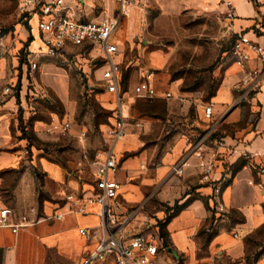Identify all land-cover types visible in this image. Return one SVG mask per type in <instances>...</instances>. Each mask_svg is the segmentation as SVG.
Here are the masks:
<instances>
[{"label": "rangeland", "instance_id": "rangeland-1", "mask_svg": "<svg viewBox=\"0 0 264 264\" xmlns=\"http://www.w3.org/2000/svg\"><path fill=\"white\" fill-rule=\"evenodd\" d=\"M112 1L113 19L120 18L115 39L121 47L120 95L127 116L122 161L139 160L150 170L164 158L173 160L171 165H175L173 149L183 136L193 141L217 122L215 133L219 137L237 136L246 122L250 128L255 127L259 113L254 100L241 104L236 100L233 104L232 110L242 109L250 117L248 121L229 123L220 110H216L213 121L204 117L205 108L214 105L225 71L234 65L229 52L237 34L229 11L224 12L218 6L207 9L190 6L168 11L148 6L143 0H128L137 20L129 34L133 17L123 14L121 4ZM99 4L95 16L107 18L106 8ZM33 26H37L36 19ZM34 35L19 1L0 0V97L3 88L10 87L6 95L16 97L21 118L27 115L19 128L30 150L59 165L66 176L78 178L82 184H93L97 166L111 145L108 130L119 109L116 96L104 87L103 61L101 58L93 60L96 52L86 55L82 49H75L64 58H39V68L32 74L29 62L33 47L43 46L39 33ZM34 39L36 43L32 47ZM149 74H154L159 98L138 99L133 91ZM168 92L173 97L163 98ZM53 116L68 120L67 134L57 129L47 132ZM232 167L223 164L224 172L219 167L213 181L205 179L198 170L191 178L176 176L169 184L170 191L175 193L173 199L160 202L156 194L150 201L146 200L143 212L152 218V224H143L140 218L134 226L142 231H152L151 225L162 228L165 221L183 207L179 203L182 197L191 195L190 200L204 198L212 214L213 222L202 232L208 243L213 230H217L216 220H222L224 215L220 200L215 198V187L223 179L218 175L231 174L237 168ZM150 170H141L144 172H140L134 182L143 185L152 175ZM49 184L54 190L58 187L55 180ZM160 188L155 185L151 191L155 189L157 193ZM43 196L49 202H58L51 195ZM252 239L257 242V246H250L252 252H261L259 245L264 247V233H255Z\"/></svg>", "mask_w": 264, "mask_h": 264}, {"label": "crops", "instance_id": "crops-1", "mask_svg": "<svg viewBox=\"0 0 264 264\" xmlns=\"http://www.w3.org/2000/svg\"><path fill=\"white\" fill-rule=\"evenodd\" d=\"M227 1H231L234 7L235 16L231 21L235 34L249 33L252 38L264 45V0H257L259 4L253 0H143L148 6L168 11L190 6H201L206 9L218 6L224 12L229 11ZM100 2L106 8L109 15L107 18H113L112 0H86L88 18L90 20L106 18L103 15L95 16V9ZM135 15L132 11L130 17L133 19L128 29L129 34L137 23ZM35 43L36 39L32 42V47ZM38 47H33L34 51ZM41 65L45 68L48 66ZM244 73V69L236 65L227 68L222 85L214 98L215 112L220 110L232 124L246 119L248 121L250 118L242 109L232 110L240 95L235 86ZM5 89L2 90L4 99L0 97V208L12 209L16 213L12 217V222L17 223L18 218L32 207L38 208L42 216L52 215L59 205L64 204L66 194L81 191L90 193L92 187L91 184H82L78 178L66 176L59 165L34 153L25 145L26 139L21 137L19 126L20 122L27 120L28 117L19 116L16 97L6 95ZM254 102L258 104L259 113L255 127L250 128L246 122V127L242 128L237 136L222 137L232 150L228 152L220 149V152L225 153L220 170L224 172L223 164L237 168L231 174L225 172L224 175L221 173L218 175V178H223L218 199L224 215L222 220H216L217 230H213V236L206 243L202 232L206 225L213 222V218L205 199L190 200L191 195L182 197L179 203L183 207L165 221L162 227L163 247L158 264H264L263 245H259L261 252L253 253L250 249L252 244L257 246L256 239H252L253 235L264 233V204L260 194L248 184L252 174L244 167L245 162L240 157L242 151L264 153V94L257 96ZM24 104L25 102H22V106H25ZM60 120L68 123L67 119ZM122 140L117 143L115 152L118 147L116 152L120 158L118 179L122 182L120 200L126 208L139 207L156 194L160 202L173 199L172 195L175 193L169 188L170 182L176 177L172 174L173 160L164 158L151 170L139 160L122 161V151L125 148ZM189 148L187 137L183 136L173 149L174 162L178 163L188 153ZM25 150L29 151V155L24 154ZM234 150L236 153L230 156ZM191 162L193 167L184 175L188 178L197 170L201 171L197 168L196 157H192ZM35 169L39 172L34 173ZM141 170L152 172V175L144 180L143 185L134 182V178L140 172H144ZM126 177H129V180H126ZM52 180H55L58 186L56 190L49 184ZM155 185L161 186L157 193H154L155 189L151 191ZM42 194L51 195L58 202H49L44 196L41 197ZM92 211L95 212L96 208H92ZM98 223L96 215H66L61 221H43L33 227L20 228L17 233L11 228L0 227V264H82L85 256L95 248V243L86 241L79 234V229L93 228ZM159 230L161 231V228Z\"/></svg>", "mask_w": 264, "mask_h": 264}, {"label": "built area", "instance_id": "built-area-1", "mask_svg": "<svg viewBox=\"0 0 264 264\" xmlns=\"http://www.w3.org/2000/svg\"><path fill=\"white\" fill-rule=\"evenodd\" d=\"M20 9L29 19L31 32L39 33L43 46L32 52L29 62L30 72L33 74L39 68L38 59L64 58L73 54L75 49H82L86 55L97 53L103 61L102 81L106 91L117 98L118 113L113 126L108 130L111 145L105 157L99 162L95 171L92 191L66 194L64 204L59 205L52 215L42 216L38 208L32 207L12 222L16 213L8 208H0V227L11 228L15 233L20 228L38 225L43 221H61L66 215L89 216L96 215L99 219L93 228H81L79 234L88 242H94L95 248L84 258L82 264L112 263V264H158V258L163 247V239L157 225H151L152 231L137 230L134 223L140 218L143 224H152L149 216L145 215L144 205L128 209L120 200L122 182L118 179L120 172V158L115 147L126 134V119L123 97L120 95L122 85L121 47L115 35L120 18H104L90 20L86 13V0H18ZM121 4V12L129 16L131 7L128 0H115ZM229 17L235 16L231 1L226 2ZM122 15V14H121ZM36 19L37 26H33ZM35 36V35H34ZM35 41V39H34ZM33 41V42H34ZM229 56L234 65L244 69L242 79L236 84L240 91L238 104L254 100L264 94V45L252 38L249 33H238ZM154 74H149L139 82L133 93L138 99L159 98L158 90L153 82ZM11 88L5 89L10 92ZM171 92L165 93L163 98L170 99ZM208 121L215 118L213 105H208L204 111ZM209 127L197 140L191 141L188 153L172 168V174L184 176L193 167L192 157L198 160L197 168L204 174L205 179L214 180L225 153L232 148L227 146L224 139L211 140L216 126ZM58 130L63 134L69 131V124L53 116L48 124L47 132ZM235 150L230 153L234 155ZM29 155V151H24ZM240 157L244 160L252 176L248 184L261 196L264 204V153L242 151ZM230 178V177H229ZM129 180V177H126ZM223 181V179H222ZM221 182V180H220ZM216 199L221 194V184L215 187ZM222 206V204H221ZM96 208V211H92ZM153 226V227H152Z\"/></svg>", "mask_w": 264, "mask_h": 264}, {"label": "trees", "instance_id": "trees-1", "mask_svg": "<svg viewBox=\"0 0 264 264\" xmlns=\"http://www.w3.org/2000/svg\"><path fill=\"white\" fill-rule=\"evenodd\" d=\"M33 42V40H32ZM205 132H202L197 138H195V140L199 139ZM222 137H219L218 135H216V133L214 132L211 136V140H216V139H221ZM160 235L163 237L164 234H163V230L161 228V231H160Z\"/></svg>", "mask_w": 264, "mask_h": 264}, {"label": "bare ground", "instance_id": "bare-ground-1", "mask_svg": "<svg viewBox=\"0 0 264 264\" xmlns=\"http://www.w3.org/2000/svg\"><path fill=\"white\" fill-rule=\"evenodd\" d=\"M132 11H133V9L131 7L130 10H129V15H131Z\"/></svg>", "mask_w": 264, "mask_h": 264}]
</instances>
